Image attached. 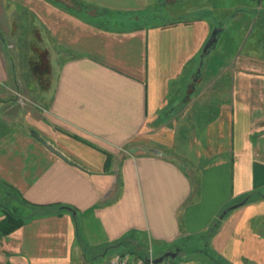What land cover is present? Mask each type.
<instances>
[{"label": "crops", "instance_id": "crops-1", "mask_svg": "<svg viewBox=\"0 0 264 264\" xmlns=\"http://www.w3.org/2000/svg\"><path fill=\"white\" fill-rule=\"evenodd\" d=\"M163 2L191 6L121 28L48 0H0V186L18 203L72 210L53 207L0 236V264H106L119 255L140 264L192 236L224 264H264V37L240 43L264 0ZM144 3L93 6L134 16ZM13 28L35 29L43 89L6 37ZM213 28L216 41L200 57ZM154 247L163 254L153 259Z\"/></svg>", "mask_w": 264, "mask_h": 264}, {"label": "rangeland", "instance_id": "rangeland-1", "mask_svg": "<svg viewBox=\"0 0 264 264\" xmlns=\"http://www.w3.org/2000/svg\"><path fill=\"white\" fill-rule=\"evenodd\" d=\"M54 3L64 5L67 7H72V3L69 0H51ZM86 1L85 3H89L92 5L99 6H108L110 8H114L116 6L126 5L128 0H79ZM126 1V2H125ZM135 1V0H134ZM143 1V0H141ZM164 0H157L151 4H148V0L144 3L143 11L135 13V19H117L113 21L116 24L129 25L130 24H142L145 26L165 22L171 17L179 16L185 12L186 9L190 8V4L179 6V8L172 10H168L165 6ZM125 3V4H124ZM251 15H254L255 18L249 24L247 29L244 30V34L240 43L246 46H252L250 44L254 43L255 40H260V37H264V13L256 14L255 12H249ZM129 17V16H127ZM165 20V21H164ZM223 25L227 28L228 21L223 20ZM20 29V28H19ZM19 29L13 28L11 29V34L7 35V39H9V43L13 45L14 49L17 48L18 61L23 69L25 70V75L32 77L37 83L36 85L39 88L43 89L47 84L49 85V78L46 77L47 69H46V60L44 52L39 44L36 43V35L35 29L28 30V35L25 36L23 31ZM216 30L215 28L211 29L210 33ZM262 33V35H261ZM261 35V36H260ZM16 42V43H15ZM37 44V45H36ZM245 46V47H246ZM213 55V54H212ZM51 56V54H50ZM54 59L50 60L51 71L53 72L56 69ZM40 78V82L37 80ZM48 82V83H47ZM0 201L2 204L8 205H17V199L13 197V195L6 196L3 198V194H0ZM226 210V209H225ZM205 237L200 236H192L188 238L186 241L182 242L179 247V251L175 253L172 249L171 252L173 257L166 258L169 263L174 264H184L188 261H197L199 264H224L221 260L215 257L207 248V243L204 241ZM163 250L161 248L154 247L152 258H157L158 255H162Z\"/></svg>", "mask_w": 264, "mask_h": 264}, {"label": "trees", "instance_id": "trees-1", "mask_svg": "<svg viewBox=\"0 0 264 264\" xmlns=\"http://www.w3.org/2000/svg\"><path fill=\"white\" fill-rule=\"evenodd\" d=\"M50 3H53L61 8H63L64 10H66L67 12L78 16L80 18H84L86 20L92 21L98 25H105V26H109V27H137V26H143L142 24H130L129 25H123V24H116L113 23V21L118 19H135V15L134 16H129L127 17V15H116L114 16L112 13L102 9V8H96L95 6L89 4V3H85L79 0H69L70 3H72V7H67L64 5H60L57 3L52 2L51 0H48ZM165 21V20H164ZM145 26V25H144ZM210 49V48H209ZM208 49V50H209ZM207 50V51H208ZM206 51V53H207ZM205 53V54H206ZM201 55V54H200ZM75 138V137H74ZM77 140H79L78 138H75ZM0 194H3V198H5L6 196H11L13 195V197L15 199H17L15 191L12 190L9 187H5L3 185L0 186ZM245 202L249 201V196H244V198L242 199ZM55 207L56 208V212H60V211H72L70 210V208H67L65 206H60V205H48V206H36V205H32V204H28L25 201L21 200V203H17V205L13 206V205H8V204H2V202L0 201V236H5L8 235L9 233L13 232L14 230L18 229L19 227H21L23 224H25L26 222L41 216V215H47V213L51 210V208ZM227 212V211H226ZM220 214L219 215V219L221 220L225 214ZM218 225V221L214 222L213 225L209 228V231H207L206 235L210 236L213 231L216 229ZM208 238V237H207Z\"/></svg>", "mask_w": 264, "mask_h": 264}, {"label": "water", "instance_id": "water-1", "mask_svg": "<svg viewBox=\"0 0 264 264\" xmlns=\"http://www.w3.org/2000/svg\"><path fill=\"white\" fill-rule=\"evenodd\" d=\"M215 32H216V30H213V31L210 33L209 37L207 38L206 42L204 43L203 48H202V50H201V55H200V57L202 56V54H205L206 51H207L210 47H212V46L214 45V43H215V41H216ZM32 136H33V137H34V138H35V139H36L41 145H43V146H44V147H45L50 153H52V154H54V155L60 157V155H59L54 149H52L51 147L47 146V145H46V144H45L40 138L36 137V136L33 135V134H32ZM238 206H240V203L231 206L229 209L223 211L222 214H224L226 211H228V210H230V209H234V208H236V207H238ZM164 257H165V258L173 257V255L169 253V254H166ZM161 261H162V258H159V259H157V260H154L153 263H159V262H161Z\"/></svg>", "mask_w": 264, "mask_h": 264}, {"label": "built area", "instance_id": "built-area-1", "mask_svg": "<svg viewBox=\"0 0 264 264\" xmlns=\"http://www.w3.org/2000/svg\"><path fill=\"white\" fill-rule=\"evenodd\" d=\"M106 264H133L129 257L126 255H119V256H114L113 258L109 259ZM140 264H174V263H169L166 259L162 260L159 263H153L151 258H148V260L144 263Z\"/></svg>", "mask_w": 264, "mask_h": 264}]
</instances>
